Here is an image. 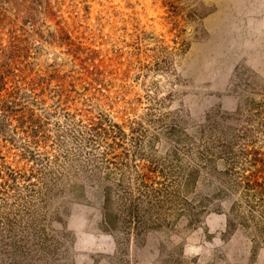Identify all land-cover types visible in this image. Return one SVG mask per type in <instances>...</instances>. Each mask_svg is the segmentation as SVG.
Returning a JSON list of instances; mask_svg holds the SVG:
<instances>
[{
	"label": "rangeland",
	"instance_id": "obj_1",
	"mask_svg": "<svg viewBox=\"0 0 264 264\" xmlns=\"http://www.w3.org/2000/svg\"><path fill=\"white\" fill-rule=\"evenodd\" d=\"M253 174L264 0H0V264H264Z\"/></svg>",
	"mask_w": 264,
	"mask_h": 264
},
{
	"label": "trees",
	"instance_id": "obj_2",
	"mask_svg": "<svg viewBox=\"0 0 264 264\" xmlns=\"http://www.w3.org/2000/svg\"><path fill=\"white\" fill-rule=\"evenodd\" d=\"M229 155L233 158L236 156V154L232 152H229ZM241 155H246V154H243L242 152ZM244 158H247V156H244ZM255 177H256V180H253ZM242 183L244 184V189H246V192L248 194H251L250 192L251 190L253 191L252 192L253 195H258L261 198H264V177L262 176L257 177V175L253 174V176L250 175V176L243 177Z\"/></svg>",
	"mask_w": 264,
	"mask_h": 264
}]
</instances>
